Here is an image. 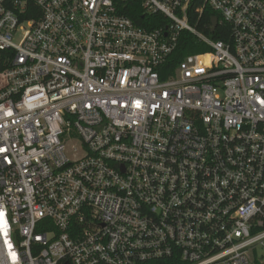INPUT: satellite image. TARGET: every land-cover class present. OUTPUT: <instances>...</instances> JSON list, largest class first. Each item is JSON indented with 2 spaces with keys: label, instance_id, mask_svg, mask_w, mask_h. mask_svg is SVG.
I'll list each match as a JSON object with an SVG mask.
<instances>
[{
  "label": "built area",
  "instance_id": "obj_1",
  "mask_svg": "<svg viewBox=\"0 0 264 264\" xmlns=\"http://www.w3.org/2000/svg\"><path fill=\"white\" fill-rule=\"evenodd\" d=\"M151 261L264 264V0H0V264Z\"/></svg>",
  "mask_w": 264,
  "mask_h": 264
},
{
  "label": "trees",
  "instance_id": "obj_2",
  "mask_svg": "<svg viewBox=\"0 0 264 264\" xmlns=\"http://www.w3.org/2000/svg\"><path fill=\"white\" fill-rule=\"evenodd\" d=\"M201 1L195 2L190 11V19L193 24H195L198 29L205 32L213 39H226L229 33V27L227 25H218L214 32H211V18L213 16H218V13L212 10L210 7L206 6L202 13L196 12V8L201 5ZM122 12L132 18V20L141 26L148 28H153L157 25L155 19L161 18L160 14H155L153 16H147L143 14L142 8L138 3L131 5V1L126 5ZM210 50L208 46L202 45L198 42L196 37L190 34L187 31H182L179 37L177 48L172 55V58L175 62L179 61L184 55L204 52ZM157 261L147 262L146 264H158Z\"/></svg>",
  "mask_w": 264,
  "mask_h": 264
},
{
  "label": "water",
  "instance_id": "obj_3",
  "mask_svg": "<svg viewBox=\"0 0 264 264\" xmlns=\"http://www.w3.org/2000/svg\"><path fill=\"white\" fill-rule=\"evenodd\" d=\"M211 24H212L211 29L214 30V28H215L216 25H217V17H216V16H213V17L211 18Z\"/></svg>",
  "mask_w": 264,
  "mask_h": 264
}]
</instances>
